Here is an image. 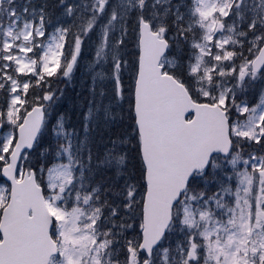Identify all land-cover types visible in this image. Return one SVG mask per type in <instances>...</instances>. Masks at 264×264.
Returning a JSON list of instances; mask_svg holds the SVG:
<instances>
[{
  "label": "snow or ice",
  "instance_id": "obj_1",
  "mask_svg": "<svg viewBox=\"0 0 264 264\" xmlns=\"http://www.w3.org/2000/svg\"><path fill=\"white\" fill-rule=\"evenodd\" d=\"M0 264H264V0H0Z\"/></svg>",
  "mask_w": 264,
  "mask_h": 264
},
{
  "label": "water",
  "instance_id": "obj_2",
  "mask_svg": "<svg viewBox=\"0 0 264 264\" xmlns=\"http://www.w3.org/2000/svg\"><path fill=\"white\" fill-rule=\"evenodd\" d=\"M153 138L157 151L163 155L171 139V128L162 119L158 118L153 125ZM30 242H22L17 249V255L25 254L31 249Z\"/></svg>",
  "mask_w": 264,
  "mask_h": 264
},
{
  "label": "rangeland",
  "instance_id": "obj_3",
  "mask_svg": "<svg viewBox=\"0 0 264 264\" xmlns=\"http://www.w3.org/2000/svg\"><path fill=\"white\" fill-rule=\"evenodd\" d=\"M71 92H74L75 91V89H72V90H70Z\"/></svg>",
  "mask_w": 264,
  "mask_h": 264
}]
</instances>
